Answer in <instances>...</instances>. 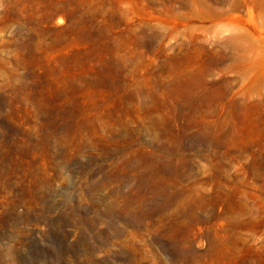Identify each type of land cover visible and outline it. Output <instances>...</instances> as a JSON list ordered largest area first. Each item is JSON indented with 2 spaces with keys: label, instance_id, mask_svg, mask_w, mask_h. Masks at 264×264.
<instances>
[{
  "label": "rangeland",
  "instance_id": "374dc122",
  "mask_svg": "<svg viewBox=\"0 0 264 264\" xmlns=\"http://www.w3.org/2000/svg\"><path fill=\"white\" fill-rule=\"evenodd\" d=\"M0 264H264V0H0Z\"/></svg>",
  "mask_w": 264,
  "mask_h": 264
}]
</instances>
